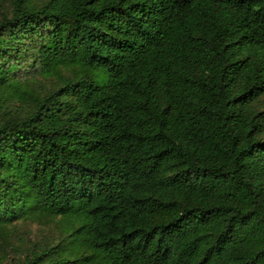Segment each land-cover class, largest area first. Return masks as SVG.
<instances>
[{"label": "trees", "instance_id": "trees-1", "mask_svg": "<svg viewBox=\"0 0 264 264\" xmlns=\"http://www.w3.org/2000/svg\"><path fill=\"white\" fill-rule=\"evenodd\" d=\"M0 264H264V0H0Z\"/></svg>", "mask_w": 264, "mask_h": 264}, {"label": "rangeland", "instance_id": "rangeland-1", "mask_svg": "<svg viewBox=\"0 0 264 264\" xmlns=\"http://www.w3.org/2000/svg\"><path fill=\"white\" fill-rule=\"evenodd\" d=\"M61 226L59 219H56L51 224L19 225V230L25 239H29L36 244H44L58 236Z\"/></svg>", "mask_w": 264, "mask_h": 264}]
</instances>
